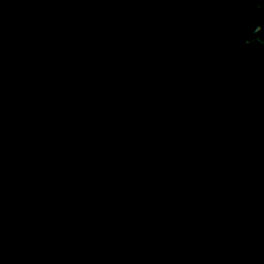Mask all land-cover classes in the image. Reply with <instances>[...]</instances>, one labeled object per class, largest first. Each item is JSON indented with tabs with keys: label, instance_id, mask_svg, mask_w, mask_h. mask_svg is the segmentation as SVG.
<instances>
[{
	"label": "trees",
	"instance_id": "1",
	"mask_svg": "<svg viewBox=\"0 0 264 264\" xmlns=\"http://www.w3.org/2000/svg\"><path fill=\"white\" fill-rule=\"evenodd\" d=\"M7 1L0 61L70 137L0 132V264H264L255 6Z\"/></svg>",
	"mask_w": 264,
	"mask_h": 264
},
{
	"label": "flooded vegetation",
	"instance_id": "2",
	"mask_svg": "<svg viewBox=\"0 0 264 264\" xmlns=\"http://www.w3.org/2000/svg\"><path fill=\"white\" fill-rule=\"evenodd\" d=\"M26 2L24 5H19ZM14 6L20 11H30L41 15L47 8L41 0H13ZM11 8L10 2H2L0 10ZM0 12V28L15 25L12 17H2ZM4 34L0 31V52H6ZM31 90V91H30ZM33 89L28 84H22L18 77V70L12 65L0 61V132L4 129L19 130L32 133L41 137L50 132L49 124L53 119L49 118L41 108L43 103L32 98ZM44 105V104H43ZM57 122V121H56ZM53 122V127L55 123ZM0 150V163H2Z\"/></svg>",
	"mask_w": 264,
	"mask_h": 264
},
{
	"label": "clouds",
	"instance_id": "3",
	"mask_svg": "<svg viewBox=\"0 0 264 264\" xmlns=\"http://www.w3.org/2000/svg\"><path fill=\"white\" fill-rule=\"evenodd\" d=\"M224 2L228 3L229 0H224ZM244 2L254 5L255 13L264 17V0H244ZM236 43H239L244 49L264 50V21L258 22L251 26L245 37L242 40H238Z\"/></svg>",
	"mask_w": 264,
	"mask_h": 264
},
{
	"label": "rangeland",
	"instance_id": "4",
	"mask_svg": "<svg viewBox=\"0 0 264 264\" xmlns=\"http://www.w3.org/2000/svg\"><path fill=\"white\" fill-rule=\"evenodd\" d=\"M26 2H22L19 5H24ZM31 89H33V85H30ZM31 91V90H30ZM50 131L52 134L55 132L57 136L60 137L61 140H68L70 135H67V133L70 132L69 124L66 121H57L55 123V126L53 127V124H49Z\"/></svg>",
	"mask_w": 264,
	"mask_h": 264
}]
</instances>
